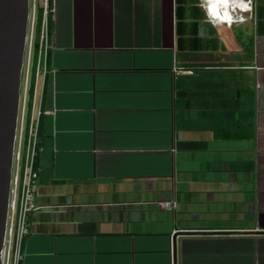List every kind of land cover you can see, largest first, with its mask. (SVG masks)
I'll list each match as a JSON object with an SVG mask.
<instances>
[{"label":"crops","instance_id":"obj_1","mask_svg":"<svg viewBox=\"0 0 264 264\" xmlns=\"http://www.w3.org/2000/svg\"><path fill=\"white\" fill-rule=\"evenodd\" d=\"M185 1L187 27L198 17L220 47L177 49L176 0H53L21 264H173L174 234L175 264H264V0L231 27ZM180 85L201 92L188 127ZM215 110L238 137H216ZM171 198L173 211L136 203Z\"/></svg>","mask_w":264,"mask_h":264},{"label":"built area","instance_id":"obj_2","mask_svg":"<svg viewBox=\"0 0 264 264\" xmlns=\"http://www.w3.org/2000/svg\"><path fill=\"white\" fill-rule=\"evenodd\" d=\"M243 6L229 5L228 17L225 16L224 9L216 0H199V4L204 11L206 20L213 26L225 25L231 27L234 23L244 22L246 14H251L253 10V0H241ZM42 8V19L38 33V45L36 61L34 66V84L32 98L34 99L37 79L42 73L45 75V62L47 54L51 48L52 32L48 25V13H53V2L49 8V0H29V15L27 38L23 60V79L21 82L22 96L18 118V126L13 151V162L11 169V182L9 190V204L7 210L5 237L1 249V264H21L22 245L29 229V215L37 207L34 204V197L37 189L38 171L35 166V156L41 151L38 144L37 130L39 126V113L23 114V105L26 104L29 78L33 60V42L30 40L28 30L34 34L35 15L38 7ZM30 28V29H28ZM43 60V68L41 61ZM21 94V93H20ZM25 113V111H24ZM26 134V136H25ZM137 204H155L164 211H173L177 201L175 198L167 200H154L136 202ZM121 204V203H115ZM127 204V203H122ZM175 230L173 233H176Z\"/></svg>","mask_w":264,"mask_h":264},{"label":"water","instance_id":"obj_3","mask_svg":"<svg viewBox=\"0 0 264 264\" xmlns=\"http://www.w3.org/2000/svg\"><path fill=\"white\" fill-rule=\"evenodd\" d=\"M28 15L29 0H0V264L20 110L21 74ZM176 233L216 232L182 230ZM226 233H231V231ZM259 233H264V231ZM175 238L176 234L172 239L173 264H175Z\"/></svg>","mask_w":264,"mask_h":264},{"label":"trees","instance_id":"obj_4","mask_svg":"<svg viewBox=\"0 0 264 264\" xmlns=\"http://www.w3.org/2000/svg\"><path fill=\"white\" fill-rule=\"evenodd\" d=\"M53 0H49V8L52 6ZM190 6L191 9H194L195 11L198 10V4L199 0H190ZM186 1L184 0H176L175 4V33H176V47L177 49L180 50H199L205 48V46L210 43L213 49H216L220 47V45L216 44L218 43L219 39L217 36L214 35L213 32H210L209 35H211L210 38H202V30L200 27V21H198V17L193 16L192 21H191V26L187 27L186 24ZM41 19H42V8L39 6L36 11L35 15V28H34V40H33V60H32V67H31V73H30V78H29V87H28V94H27V99L28 100V107L26 108V114H27V119L30 114L31 110V103L30 99L32 97V92H33V84H34V66H35V61H36V53H37V45H38V33H39V28L41 24ZM48 25L49 28H51L52 25V12L49 11L48 13ZM207 34V32H206ZM49 54V52H48ZM48 54L46 57V62L48 60ZM46 78L44 79L43 83V92H42V98H41V103L44 99L45 96V89H46ZM175 99H174V110H175V122L180 123L181 125H185L188 127V123H191L193 114H191L193 110V95L196 94L199 95L201 92L198 91H192L189 89L187 86H179L175 87ZM200 105V104H199ZM217 110V109H216ZM215 110L216 114H213V123L211 125L212 131L215 133L216 137L219 138H235L238 136H234V134H231L229 130L220 128L219 127V117L220 114L217 113L218 111ZM39 126L37 130V137H38V144L41 145L40 141V117L42 114V109L40 108V113H39ZM203 120V119H202ZM26 136V134H25ZM204 146V143L202 141H194V140H189V141H180L178 143V147L182 149H195ZM37 155L35 156V162H36Z\"/></svg>","mask_w":264,"mask_h":264},{"label":"rangeland","instance_id":"obj_5","mask_svg":"<svg viewBox=\"0 0 264 264\" xmlns=\"http://www.w3.org/2000/svg\"><path fill=\"white\" fill-rule=\"evenodd\" d=\"M28 29H30V28H28ZM219 30L221 31V33H223V34H225V32L226 31H228V30H226L225 29V27L224 26H221V27H219ZM229 32H235L236 34L238 33V32H241L242 33V37L245 39L246 38V30H245V26L244 25H240L239 27H232L230 30H229ZM28 35L30 36L29 38H30V40H31V42H33V40H34V34L33 33H30V31L28 30ZM27 40H28V38H27ZM23 69V68H22ZM22 79H23V70H22V74H21V82H22ZM22 87V86H21ZM20 97L22 96V90L20 89ZM28 97V96H27ZM26 97V98H27ZM28 100L29 99H26L25 100V102H26V104L25 105H23V114H26V108L28 107V105H27V103H28ZM30 103L32 104V97H31V99H30ZM20 106H21V99H20ZM37 109H38V96L36 97V100L34 101V107H33V112H37ZM24 111H25V113H24ZM21 114V112H20V110H19V115ZM35 115H37V114H35ZM26 116H27V114H26Z\"/></svg>","mask_w":264,"mask_h":264},{"label":"bare ground","instance_id":"obj_6","mask_svg":"<svg viewBox=\"0 0 264 264\" xmlns=\"http://www.w3.org/2000/svg\"><path fill=\"white\" fill-rule=\"evenodd\" d=\"M218 4L222 5V8L224 9L225 14L228 16V9L229 5H237L239 7H242V1L241 0H216Z\"/></svg>","mask_w":264,"mask_h":264}]
</instances>
